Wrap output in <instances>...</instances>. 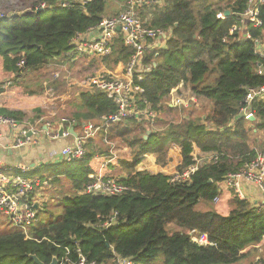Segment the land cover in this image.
<instances>
[{"label":"trees","instance_id":"trees-1","mask_svg":"<svg viewBox=\"0 0 264 264\" xmlns=\"http://www.w3.org/2000/svg\"><path fill=\"white\" fill-rule=\"evenodd\" d=\"M111 1L122 5L125 0L75 1L65 7L60 0H34L27 10L0 16L3 72L20 78L24 72L38 71L65 57L78 34L122 11L113 7L110 11ZM247 6L248 0H164L161 6L144 9V14L147 11L150 15L148 25L163 29L168 38L166 47L149 51L143 60L152 69L139 81L144 88L140 101L161 110L160 104L172 89L183 83L191 86L197 98L210 102L209 110L153 131L149 122L134 118L105 123L104 117L117 112L115 103L97 90L80 92L75 130L87 121L103 124V139L131 148V160L120 164L126 175L117 177L125 190L114 196L85 192L92 182L89 174L94 173L90 161L95 152L89 148L79 161L43 163L34 168L28 177L53 181L51 185L67 176L72 182L71 193L64 198L56 196L65 200L62 213L31 228V238L14 227L0 228V264H36L31 255L49 264L54 257L61 259L65 248L74 257L75 243L100 264H111L117 256L131 258L134 264H151L158 259L163 264H235L253 253L264 264V251H257L264 241V209L239 198L234 191L228 214L213 208L215 198L222 193L219 184L257 157L258 150L249 138L255 129H264V101L253 105L254 120L240 115L247 89L264 85V74L258 72L259 65L264 68V57L256 53V41L264 46V3L260 5V26L248 23L241 34L230 32L241 24L239 15ZM226 10L230 15L218 18ZM133 53L119 37L113 53L99 60L113 70L119 63L127 64ZM57 82L40 83L41 89L35 92L65 86V81ZM0 113L20 121L26 117L20 110L0 108ZM196 146L211 153L199 165L194 156ZM173 149L178 159L176 172L182 174L197 166L188 179L176 180L174 175L136 168L144 154H157L162 165L174 161ZM199 204L208 208L200 210ZM114 213L116 224L104 227ZM196 234L205 235L208 242H195Z\"/></svg>","mask_w":264,"mask_h":264},{"label":"built area","instance_id":"built-area-1","mask_svg":"<svg viewBox=\"0 0 264 264\" xmlns=\"http://www.w3.org/2000/svg\"><path fill=\"white\" fill-rule=\"evenodd\" d=\"M79 1L83 4L90 0H60L62 7L68 6L71 2ZM164 0H125L121 6L122 11L113 17H105L96 27L89 29L86 33L78 34L72 40V48L63 58L72 57L77 61L80 58L90 60L92 58H104L113 53L115 40L121 38L124 45L134 50V53L127 64L119 63L122 66L120 71L116 69H106L104 66L99 72H95L90 77L87 84L88 90L100 91L112 100L117 106V112L109 117H104L106 122H122L129 118H134L138 122H149L153 125L160 117L161 110L153 109L152 105L140 97L144 93V88L139 84L143 80V74L152 69L151 65H145L143 60L146 54L156 48L166 47L167 33L161 28H155L148 25V20L143 16L145 8L155 5H163ZM264 0H248V6L244 13L239 15L240 25L231 29V33H240L245 30V24H253L258 27L262 24L260 18V5ZM46 5H42L44 9ZM2 16V15H1ZM218 18L225 19V12H220ZM245 36H249L245 34ZM160 42H162L160 44ZM256 53L264 57V46L256 41ZM24 62L19 63L22 67ZM258 72L264 74V68L259 65ZM56 77L58 73L55 74ZM172 89L171 92H175ZM51 105L56 108V95L50 91ZM192 101L196 102L194 98ZM264 101V85L259 87H249L247 89L244 105L240 110V115L249 119L253 113V105L257 102ZM48 102V100L46 101ZM187 102L183 98L176 100V106L184 105ZM172 107V105H170ZM189 106V105H188ZM50 117H40L34 123L20 121L14 117L6 116L0 113V139L3 137L11 138L14 147L39 146L42 139L58 140L59 138L71 136L69 127H75L77 121L68 117H57L56 109H51ZM64 126L63 134L60 136L59 131ZM83 130L77 135L71 145L64 146L60 152L58 162H74L85 157V144L91 138H94L103 127L101 124L96 125L91 121L82 124ZM150 133V131H149ZM106 143H109L106 138ZM110 144V143H109ZM147 154H144L146 156ZM107 163H109L107 161ZM200 163L197 162V165ZM197 169V166H191L184 170L182 174L175 171L173 174L176 180L188 179ZM31 171L30 165H18L13 174L0 172V227L5 226L8 222L10 227L22 231L27 238H31V228L39 224L40 212L45 208L46 197L38 194V190L46 189L45 185H50L48 181L41 182L40 179L28 177ZM89 178L92 182L86 187V193L102 194L108 196L119 195L124 192L125 186L117 177L104 176L102 173H90ZM255 184L264 194V151H258L254 161L245 166V168L235 174H229L223 182L219 184V189L223 192L225 189L234 191L241 199H246L243 182ZM219 194L214 202L220 201ZM59 198V197H57ZM264 209V208H260ZM117 213L103 225L108 228L115 225ZM193 239L199 244L208 242L205 235H194ZM74 257L71 255L69 248H65L64 256L59 260V264H100L95 260H90L83 252L79 243H75ZM111 264H134L133 259L117 256ZM254 264H263L260 257Z\"/></svg>","mask_w":264,"mask_h":264},{"label":"rangeland","instance_id":"rangeland-1","mask_svg":"<svg viewBox=\"0 0 264 264\" xmlns=\"http://www.w3.org/2000/svg\"><path fill=\"white\" fill-rule=\"evenodd\" d=\"M33 1L34 0H0V16L13 11L27 10L29 9ZM121 3L122 2L111 1L112 5L110 4L109 10L111 11L112 7L114 9L116 8L117 10L123 9V6L120 5ZM144 11V18L146 20H149L148 16L146 15L148 14L147 11L145 14ZM161 43L162 42H160V44ZM262 43H264V39L262 40ZM102 66L103 64H101L99 58H92L90 60L80 58L79 60L75 61L72 59V57H60L43 69L31 73L24 72L20 78H13V76L0 71V83H2L0 105L10 107L0 108H24L27 111L26 121H29V123H33L39 117H50L49 113L51 112V109H56L58 118L64 116L74 119L75 113L80 109V92L87 91L89 89L87 87V84L90 81L91 75L103 69ZM56 73H58L57 77L55 75ZM214 75L215 74H212V76L210 77L211 80L213 79ZM55 81H58L57 83H59V81H65V86H60L56 89V91H54L57 99L53 101V104L57 105L56 108H54L52 105L51 108H48L50 102L53 100L50 98L51 92L50 90H48V87L43 89L42 92L35 91L41 89L39 86L40 83L43 85H49L50 83ZM180 97L188 103L187 107L184 105L176 106V100ZM193 97L196 98L190 85L183 86L181 90L178 91V93H176V91L171 92L170 95H168L160 104V117L153 125H150L151 130H163L170 124H176V122L178 121L196 118L201 114L203 115L204 113H207L211 106L210 102L202 98H196L198 102V105H196L191 99ZM47 100L48 102H46ZM169 105H172V107H169ZM39 109H41L40 112H38ZM147 134H145V136H147ZM249 143L258 151H264V129H255L254 132L250 134ZM114 145H117V164H122L121 161L131 160V148L127 147L123 143H115ZM93 147L96 148V151H98L99 153H101V151L103 150L107 152V147L103 145L99 146L95 144L93 145ZM152 155L153 157H156V163L158 165V167H156L157 169H155L156 173L162 172L167 175H173L175 173L176 170L173 169L170 164L167 163L165 165H162L157 162V154L152 153ZM90 165L93 168L95 167L94 159L90 161ZM136 168L141 171H147L145 166H143L141 163L138 164ZM45 173L49 174L51 172L47 171ZM51 177L55 178V175ZM52 182L53 181H49V184L51 185ZM71 186V180L65 175L61 176L60 180L55 179L54 188L56 190H52V186L47 187V184L45 185L47 189L44 191V193L48 195H45V197H47V201L45 204L46 209L40 212L39 223H47L49 221H52L62 213L65 200L59 199L56 196L62 195L63 198L65 196H69L71 193ZM225 192L229 191L224 190V193ZM222 196L223 195L221 193V199ZM221 201L222 200H220L218 203H215L213 208L221 213H227L229 209V203L227 201ZM199 208L201 209L202 206L200 205ZM7 227H10V225L8 224V222H5V226L0 228L3 229ZM151 264H163V261L161 259H158V261L152 262Z\"/></svg>","mask_w":264,"mask_h":264},{"label":"crops","instance_id":"crops-1","mask_svg":"<svg viewBox=\"0 0 264 264\" xmlns=\"http://www.w3.org/2000/svg\"><path fill=\"white\" fill-rule=\"evenodd\" d=\"M148 16H150V15H148ZM2 67H3L2 59H0V71L3 72ZM121 68H122V66L118 64L114 69H116L117 71H120ZM183 86H184L183 83H180L175 88L176 93H178V91L181 90V88ZM193 98L196 100L197 97L196 98L193 97ZM194 103L196 105H198L197 100ZM190 106H192V105H190ZM0 107H7V106L0 105ZM7 108H10V107H7ZM12 110H20V111H23L25 114H27V111L24 108H13L12 107ZM26 120H27V118L25 117V120H23V121L25 122ZM27 122L29 123V121H27ZM94 124L97 125V123H94ZM101 125L103 127L97 133V135L94 138L89 139L87 141V143L85 144V147L87 146L86 150L89 148V150L91 149V151L95 152V155H94L95 167L93 168L91 165L90 166L94 170L93 172L96 174L102 173L104 176H113V177H120V176L126 175V172L123 171L121 165L116 163V158H117L116 157V146L117 145L109 144V143H106L104 141V139L102 138L103 137L102 136L103 135L102 129L104 128V125L103 124H101ZM70 128H72V127H69L68 130L71 132ZM74 129H75V127H74ZM82 130H83V127L81 125L80 129L78 131L75 130V132L77 133V135H80L82 133ZM76 137H77L76 134L71 132V136H69V137L59 138L56 141L55 140H49V139H42L41 144L39 146H36V147L35 146H25V147H19V148L14 147L12 145V139L11 138L3 137L0 139V172L13 174L14 171L17 170L18 165H30L31 171H32L34 168L39 167L43 163H58V161H59L58 156H59L60 150L64 146L71 145L74 142ZM99 143L102 144L103 146L107 147V149L109 148L108 152L99 153L98 151H96V148H94L93 145L97 144L99 146H102ZM173 150L171 151V153H169L170 157L173 155ZM174 153H175L174 161L168 162V164H170L173 167V169H175L177 164H178V159L176 158V151L175 150H174ZM194 156L196 157L195 158L196 161L198 163H201L205 159H209V157L211 156V153L202 152L196 146L195 150H194ZM107 161L109 163H107ZM141 164L143 166H145L147 171H149L151 173H156L155 169H157L156 167H158V165L156 163V157L155 156L153 157L152 153L144 156ZM117 174H119V175H117ZM243 187H244V191L246 194V199L249 200L251 203H253L256 207L264 208V194L259 190V188L255 184L248 183L245 181L243 182ZM225 190L229 191V192L224 193V191H223L222 192L223 196H222V199L220 197V200H222L221 202L227 201L229 203V209H228L227 213H221L220 212L221 214H228V212L231 209V204L229 202V198H230V194L232 191L227 190V189H225ZM44 191L42 189H39L38 194L45 196L46 194L44 193ZM46 196H48V195H46ZM46 199H47V197H46ZM200 205L202 206L201 209L199 208ZM198 208L200 210H206L208 207L205 204H199ZM257 248H258L257 251H259V253H262L264 251V241ZM258 258H259V256H256V253L249 254V255H246V257L243 258L241 261H239L238 263H235V264H254Z\"/></svg>","mask_w":264,"mask_h":264},{"label":"water","instance_id":"water-1","mask_svg":"<svg viewBox=\"0 0 264 264\" xmlns=\"http://www.w3.org/2000/svg\"><path fill=\"white\" fill-rule=\"evenodd\" d=\"M225 15H226V16H229V15H230V11H229V10H226V11H225ZM249 119H250V120H254V119H255V116L252 115ZM63 129H64V126H61L60 131H59L60 136H62V134H63V133H62V132H63ZM70 130H71L72 133L76 134V136H77V133L75 132L74 127L70 128ZM148 137H149V134H147V136H145L146 139H147ZM59 157H60V155L58 156V158H59ZM30 258H31L32 260H34V262H35L36 264H45V263H43V262H42V261L36 256V255H31ZM49 264H59V260H58V258H57V257H54V258L52 259V261H51Z\"/></svg>","mask_w":264,"mask_h":264}]
</instances>
